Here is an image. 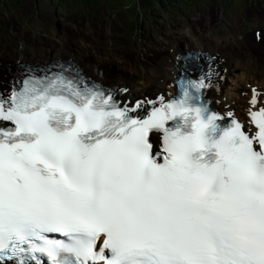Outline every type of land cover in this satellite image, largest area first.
<instances>
[{"label":"snow or ice","instance_id":"obj_1","mask_svg":"<svg viewBox=\"0 0 264 264\" xmlns=\"http://www.w3.org/2000/svg\"><path fill=\"white\" fill-rule=\"evenodd\" d=\"M208 80L130 107L61 70L0 96V261L264 264V107L225 123Z\"/></svg>","mask_w":264,"mask_h":264},{"label":"rangeland","instance_id":"obj_2","mask_svg":"<svg viewBox=\"0 0 264 264\" xmlns=\"http://www.w3.org/2000/svg\"><path fill=\"white\" fill-rule=\"evenodd\" d=\"M129 1L101 0L85 11L87 6L73 0H0V58L6 60L0 67L6 63L13 67L14 59L49 60L55 55H41L46 45L55 42L58 47H64L68 41L73 47L91 50L95 58H112V83L128 85L134 97L162 89L164 77L156 75L154 69L174 40L183 44L189 36L214 38L243 63L251 48L254 28L261 29L260 39L264 37V0H186L189 5L183 12L149 15L140 27L136 23L138 15H133V5L126 6ZM125 16L135 18L138 27L130 24L134 34L129 32L131 26L125 22ZM122 33L125 38L121 37ZM21 52H33L35 56L25 58ZM64 55L77 59L69 51L61 56ZM231 63L234 72L242 71V66L233 60ZM118 73L124 79L117 80ZM242 73L246 80L251 79ZM0 74L5 76L7 71ZM252 75L257 82L264 81L260 70ZM228 83L225 77L224 85ZM244 98L231 100L235 102L236 112L247 105L243 104Z\"/></svg>","mask_w":264,"mask_h":264},{"label":"bare ground","instance_id":"obj_3","mask_svg":"<svg viewBox=\"0 0 264 264\" xmlns=\"http://www.w3.org/2000/svg\"><path fill=\"white\" fill-rule=\"evenodd\" d=\"M25 42V41H24ZM56 46V47H53ZM53 47V48H52ZM168 52L163 55L158 61L154 69V73L156 75H163L164 79L162 82V85L165 89H168L167 84L172 80V73H171V67L174 64V57L178 52H184L189 49H204L211 53L218 54L220 58L223 59L222 62V69L221 71L215 76L217 79L216 83L214 84V87L212 89V95L215 98H220L222 96L229 97L230 100L235 98H240L247 95L249 90L247 85L241 84L243 83H249L253 82V85H257V82L253 77V73L260 70L264 74V39H261L259 43H256L252 40L251 42V48L249 53L246 55L244 62L238 58V57H232L231 50L221 43L217 42L214 38H210L207 36H200L198 38L194 37H187L186 43L181 44L178 40H174L172 46ZM71 52L73 56H75L79 61L83 63H87L88 65L92 67H96L98 70L101 71V75L105 78H110L111 76H114L112 73V67L114 65V62L112 58L108 56H99L97 58L93 57L91 54V50L84 49L82 47H76L71 46L68 41L64 42V47H58L57 43L51 42L46 45V47L42 50L41 55L43 56H49V55H55V58L60 57L65 52ZM21 55L25 58H32L35 56V54L32 53H24L21 52ZM17 60V59H14ZM235 62L236 65L242 66V71L240 73L234 72V68H232V63ZM6 61L3 58H0V62ZM180 71H185V68L182 66V60H180ZM245 72L248 77H251L250 80H246L243 76V73ZM117 80L124 79V75L122 73L116 74ZM228 78L229 83L227 85H224V78ZM263 79V78H262ZM15 82L13 77L9 75L8 73L5 76H2L0 74V90L4 91L6 90L10 85H12ZM116 83V81H115ZM264 83V81H263ZM259 87H262L261 84H258ZM157 97V93H145L139 96L130 97L133 101L134 105L138 101H155ZM149 106V105H148ZM229 111H233V109H229ZM250 108H248V105H242L240 107V110L236 112V114L240 115L243 119H246L247 114H249ZM156 142L158 143V139H156ZM9 264V263H5Z\"/></svg>","mask_w":264,"mask_h":264},{"label":"trees","instance_id":"obj_4","mask_svg":"<svg viewBox=\"0 0 264 264\" xmlns=\"http://www.w3.org/2000/svg\"><path fill=\"white\" fill-rule=\"evenodd\" d=\"M74 2H81L87 7H94L97 2H101V0H73ZM134 3H136L134 5ZM132 6L134 8L133 15H138V19L136 20V23H138L139 27L143 23H145V18H147L149 15L154 16H160L162 12H170V13H176L179 11V13L183 12V9L186 7V5H189L186 0H130L126 6ZM139 12L141 15L139 16ZM124 18V17H123ZM130 22H128L127 20ZM125 22L128 23L129 26L133 25L135 27H138L134 24L135 18H130L129 16H125L124 18ZM131 24V25H130ZM129 32L133 33L134 29L132 26L130 27ZM134 34V33H133ZM139 32L137 35H140Z\"/></svg>","mask_w":264,"mask_h":264}]
</instances>
